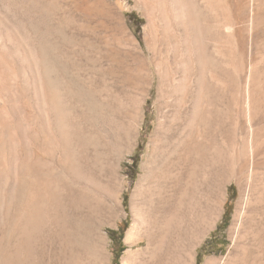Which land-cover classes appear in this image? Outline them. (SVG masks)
<instances>
[{
    "label": "rangeland",
    "instance_id": "obj_1",
    "mask_svg": "<svg viewBox=\"0 0 264 264\" xmlns=\"http://www.w3.org/2000/svg\"><path fill=\"white\" fill-rule=\"evenodd\" d=\"M41 2L42 7H56L65 37L76 47L72 66L80 80L92 85L102 116L112 128L105 132L103 125L97 133L84 125L92 139L81 158L88 185L59 178L66 192L61 197L56 192L58 222L41 228L24 259L13 249L14 264H123L129 251H141L131 264H179L190 252L194 264L211 259L217 264H264V21L246 56L257 64L262 80L255 81L252 155L246 149L248 126L241 121L232 124L231 100L216 93L211 102L222 121L219 159L215 164L213 153L207 151L200 159L178 161L174 151L181 133L179 96L168 87L158 91L154 63L161 49L150 51L146 46L143 7L136 0ZM205 134L200 127V135ZM37 159L58 166L50 154ZM175 163H179L178 185L165 196L173 199L170 205L177 219L163 232L160 247L152 255L144 252L145 239L129 247L125 237L133 215L140 211L147 218L160 212L158 189L164 184L160 180ZM46 172L45 179L54 186L53 171ZM37 204L44 208L43 200ZM237 213H242L240 230L231 233Z\"/></svg>",
    "mask_w": 264,
    "mask_h": 264
},
{
    "label": "bare ground",
    "instance_id": "obj_2",
    "mask_svg": "<svg viewBox=\"0 0 264 264\" xmlns=\"http://www.w3.org/2000/svg\"><path fill=\"white\" fill-rule=\"evenodd\" d=\"M41 1L0 0V264H14L13 249L20 260L27 257L41 228L58 222L56 192L60 197L66 192L58 184L59 178L88 185L81 158L92 139L84 125L97 133L103 125L105 132L112 128L102 116L92 85L80 80L72 66L76 47L66 39L56 7H42ZM136 2L147 17L148 50L161 49L154 63L158 91L168 87L178 92L181 133L174 151L180 159H176L197 160L211 151L216 164L217 140L222 132V121L211 102L216 93L231 100L236 119L232 124L241 121L248 126L246 149L251 156L255 137L251 124L257 108L255 81L262 80L257 64L246 56L256 29L264 21V0ZM140 54L144 59L145 53ZM200 127L205 128V137L200 135ZM41 154L56 157L58 166L42 163L37 159ZM178 164L159 179L164 183L157 190L160 212L147 218L140 211L133 215L125 237L129 247L139 246L145 239L144 252L152 255L160 247L163 232L177 219L170 205L173 199L166 197L178 185ZM46 171H53L54 186L45 179ZM42 200L44 208H38ZM241 217L242 213L236 214L231 233L240 228ZM231 248L235 249L234 245ZM140 252L129 251L123 264ZM183 256L179 264H194L191 252ZM217 263L214 259L206 262Z\"/></svg>",
    "mask_w": 264,
    "mask_h": 264
},
{
    "label": "trees",
    "instance_id": "obj_3",
    "mask_svg": "<svg viewBox=\"0 0 264 264\" xmlns=\"http://www.w3.org/2000/svg\"><path fill=\"white\" fill-rule=\"evenodd\" d=\"M231 190V188H229V191ZM225 219V218H224ZM224 224H226V220H225V222H224Z\"/></svg>",
    "mask_w": 264,
    "mask_h": 264
}]
</instances>
